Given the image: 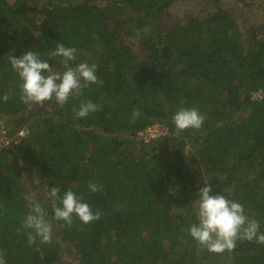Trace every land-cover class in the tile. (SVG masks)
<instances>
[{"label": "trees", "instance_id": "16d2710c", "mask_svg": "<svg viewBox=\"0 0 264 264\" xmlns=\"http://www.w3.org/2000/svg\"><path fill=\"white\" fill-rule=\"evenodd\" d=\"M177 1L0 0V118L10 133L28 129L0 147L6 264H264V245L255 242L223 253L198 246L188 229L198 222L193 202L205 183L197 185L186 165L187 158L199 164L213 192L227 190L264 233V23L243 33L213 0L206 15L166 24ZM58 43L78 49L73 66L97 64L104 83L63 108L55 98L29 107L8 57L32 50L62 72V58L51 56ZM258 90L262 97L253 98ZM87 99L102 110L76 118L73 107ZM181 106L205 116L200 129L175 127ZM154 123L168 133L137 138ZM90 181L102 189L91 192ZM53 186L82 196L101 218L84 224L74 215L71 227L53 219ZM30 193L52 220L51 243L37 237L28 245Z\"/></svg>", "mask_w": 264, "mask_h": 264}, {"label": "clouds", "instance_id": "9594fccd", "mask_svg": "<svg viewBox=\"0 0 264 264\" xmlns=\"http://www.w3.org/2000/svg\"><path fill=\"white\" fill-rule=\"evenodd\" d=\"M77 52L78 49L75 47L57 44L51 56L62 58L61 63L65 69L62 72L54 70L48 60H42L39 54L32 50L19 57L9 56L11 67L21 80L20 100L33 107L55 98L58 106L63 108L70 98L81 96L83 89L90 84L103 85V79L97 75V64L84 61L73 66ZM10 95V93L4 95L5 102L9 100ZM97 110H102V106L90 99L82 100L79 109L75 107L72 109L76 118L87 117ZM139 115L140 110L134 109L132 119L135 120ZM204 120L205 116L197 107L181 106L172 117V122L180 131L189 128L198 130L203 126ZM88 187L93 193L102 189V185L91 181ZM48 196L51 198L53 219L65 221L69 227L73 224L74 215L84 224L99 220L102 216L99 210L94 212L91 206L84 202V198L71 189L61 196L60 188L53 186ZM24 199L29 202L28 207L31 209L22 223L24 229L32 230L27 234L28 245L35 244L37 237L41 243H51L52 220L46 218V212L41 204L36 202L34 193L26 194ZM193 206L198 222L192 223L188 232L201 248L212 253H223L234 250L239 241L264 245V233L260 232V223L249 218L244 204L230 199L227 190L213 192L211 184L205 182V186L199 189L198 199L194 200ZM0 264H6L2 252Z\"/></svg>", "mask_w": 264, "mask_h": 264}, {"label": "rangeland", "instance_id": "374dc122", "mask_svg": "<svg viewBox=\"0 0 264 264\" xmlns=\"http://www.w3.org/2000/svg\"><path fill=\"white\" fill-rule=\"evenodd\" d=\"M222 7L227 9L237 19L241 31L246 33L247 29L253 25L264 23V0H222ZM214 10L213 0H179L169 9L166 14L165 22L170 23L173 20L183 19L188 15L204 16ZM131 40V41H130ZM126 41L133 42L135 50H139L138 40L135 37H126ZM140 135L138 139L145 140ZM151 140H148L150 142ZM187 156V153L185 154ZM187 171L194 176L196 184L206 182V177L199 164L186 159ZM69 262L68 257H65Z\"/></svg>", "mask_w": 264, "mask_h": 264}, {"label": "built area", "instance_id": "2783aa9c", "mask_svg": "<svg viewBox=\"0 0 264 264\" xmlns=\"http://www.w3.org/2000/svg\"><path fill=\"white\" fill-rule=\"evenodd\" d=\"M262 92L260 90L255 91L253 93V98H261ZM28 133V129L26 127L18 128L15 133H10L5 120L0 118V147L11 145V143H18L20 137L25 136ZM168 133V128L162 123H154L148 125L143 130L138 132L139 137L143 138L145 142L151 140L153 138H157L158 136L164 135Z\"/></svg>", "mask_w": 264, "mask_h": 264}]
</instances>
